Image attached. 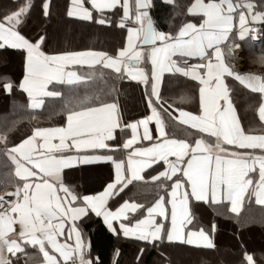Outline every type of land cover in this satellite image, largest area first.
<instances>
[{"label":"snow or ice","instance_id":"6c2138e0","mask_svg":"<svg viewBox=\"0 0 264 264\" xmlns=\"http://www.w3.org/2000/svg\"><path fill=\"white\" fill-rule=\"evenodd\" d=\"M52 4L40 0L39 19L51 18ZM32 12L33 0L0 7V49L22 60L19 77L0 73V94L22 93L26 102L13 107L30 121L60 101L62 122L32 124L19 135L25 117L5 114L0 123V186L9 189L0 193V264H21L29 249L35 264H102L82 229L93 216L117 240L140 243L135 264H146L151 250V264H175L169 248L218 253L217 217L230 222L238 242L237 258L220 264H264V250L257 259L242 239L253 227L264 231V73L232 62L245 46L264 42V0H65L67 18L122 32L111 52L45 50L47 31H22ZM252 63L264 65V50ZM98 70L100 79L109 70L112 87L80 96ZM165 74L194 82L193 95L180 100L198 98V108L164 99ZM117 81L143 89L139 118L122 109ZM237 85L252 101L243 113ZM100 163L111 165L101 190L85 194L66 182L80 166ZM145 170L155 171L153 201L122 198L129 186L139 192L148 184ZM119 255L117 248L110 264Z\"/></svg>","mask_w":264,"mask_h":264},{"label":"trees","instance_id":"16d2710c","mask_svg":"<svg viewBox=\"0 0 264 264\" xmlns=\"http://www.w3.org/2000/svg\"><path fill=\"white\" fill-rule=\"evenodd\" d=\"M183 2V0H181ZM11 0H0V7L8 6ZM40 0H33V12L29 18L28 24L23 27L24 34L31 36L37 32L47 31L49 39L44 45L45 50H84L92 48L95 50H108L112 51L116 46H119L122 39V32L114 27L99 26L89 22H77L64 15L65 0H53L52 4V16L49 20H42L38 18L37 8ZM15 6V5H13ZM179 23V20H176ZM65 25L67 32L63 34L60 32L59 27ZM163 26V25H162ZM165 30H167L166 26ZM255 53L260 54L261 50H264V42L256 43L254 47ZM16 58V65H13L12 57ZM21 57L14 50H2L0 49V73H7L11 76L19 77L22 74ZM106 75L104 79L99 78V70L97 71L96 78L88 85L81 86L79 88V95H90L96 92L107 91L112 87V81L108 78L107 70H104ZM117 88L120 90V104L127 116L131 118H139L140 114L145 113L144 105L141 103L142 88L137 89L134 83L127 81H117ZM170 96V95H169ZM190 96V95H189ZM242 95H239L241 98ZM171 98V96H170ZM13 102L16 105H21L26 102V98L22 93L14 92L12 96H5L0 94V123H3L5 114L7 119H16L19 116L25 117L19 126L20 133L26 132L32 124H39L40 126H51L62 122V117L55 115L61 108V102L55 103L48 102L45 104L42 110H36L31 113L36 116L35 121H30L26 118L25 112L19 107H13ZM175 106H185V103H175ZM189 108V107H188ZM170 132L176 131L178 135H185L178 129L170 127ZM191 131V130H189ZM102 170V175L98 176L97 171ZM111 165L109 163H101L96 165L80 166L71 176H66V182H70L75 185L76 189L82 193H90L99 191L102 186L107 183L110 178ZM148 170L143 175L145 180L151 176ZM3 180V176L0 175V181ZM135 184V182H134ZM7 188L6 186H0V190ZM156 189L153 182L148 181L147 185L137 192L136 187L129 186V188L123 193V197H132L139 202L153 201ZM211 211V210H209ZM255 216L260 215V209L253 207L248 210ZM217 223L219 225V231L216 235V243L220 248L218 253H207L201 249L189 248L186 246L179 248H169L168 251L172 254V259L175 264H204L205 261L211 259L214 264H220L221 260L232 261L237 258L238 242L233 239L230 222L223 218L217 217ZM82 229L86 233L91 243V251L93 257L97 254L102 261V264H110L115 249L120 250L119 264H135L134 254L140 245L139 242L132 241L121 237L116 239L111 233H109L102 221L96 217H92L91 220L82 224ZM243 242L247 245L249 251L255 250L257 259H259L264 250V231L259 227H253L250 230H246L242 233ZM155 256V250H151L145 256L146 264H151L153 257ZM232 256V257H231ZM28 259V257H21V264H25V260H28V264H32L36 261L35 258Z\"/></svg>","mask_w":264,"mask_h":264},{"label":"crops","instance_id":"0c3cea01","mask_svg":"<svg viewBox=\"0 0 264 264\" xmlns=\"http://www.w3.org/2000/svg\"><path fill=\"white\" fill-rule=\"evenodd\" d=\"M256 55H259V54L255 53L254 49H251V48L245 46L242 49V58H243L242 67L240 69H238L236 67V65H235V67L238 70H240L241 72L252 71V72H256V73H264V65L252 63V60L254 59V57ZM192 62L195 63L198 61L193 60ZM232 62L234 63L233 57H232ZM21 65H22V62H21ZM75 67L76 66H74V68ZM84 71H88V70L84 69ZM193 84H194V82L186 81L184 78H171L168 76V74H165V76L163 78L162 95L168 103H172L173 100L175 101V103H177V101L181 102V100H180L181 96L193 95V93L195 92V89L193 88ZM236 87H237V91H238L239 95H242V96H241V98H239V95H238L235 99L237 101V104L240 108L241 113H243V112L247 111L248 105L252 101L249 99V96L246 94L245 90H242V88L238 85ZM169 95L171 96V98ZM183 107H185L186 110H193L194 108H198V98L195 102H192L191 104H185V106H183ZM151 127L154 129V125H151ZM148 171H149L148 174H150L153 170H148ZM102 172H103L102 170H100V171L98 170L96 174L98 176H101ZM153 174H155V171L151 175H153ZM110 175H111V171H110ZM86 238L88 239L87 235H86ZM28 251H29L30 259L33 260L32 258H35L37 260V256L32 254L34 250L29 249ZM28 259H29V257H28ZM32 264H35V262Z\"/></svg>","mask_w":264,"mask_h":264},{"label":"built area","instance_id":"2783aa9c","mask_svg":"<svg viewBox=\"0 0 264 264\" xmlns=\"http://www.w3.org/2000/svg\"><path fill=\"white\" fill-rule=\"evenodd\" d=\"M242 50L239 51L236 55L233 56V61H234V64L236 65V67L238 69H240L242 67ZM9 189H3L0 191V193H3V192H6L8 191Z\"/></svg>","mask_w":264,"mask_h":264},{"label":"rangeland","instance_id":"374dc122","mask_svg":"<svg viewBox=\"0 0 264 264\" xmlns=\"http://www.w3.org/2000/svg\"><path fill=\"white\" fill-rule=\"evenodd\" d=\"M59 29H60V32H61V33L66 34L67 29H66L65 25L60 26ZM12 62H14L13 65H16V58H15V56L12 57ZM5 189H8V188H5ZM0 191H1V190H0ZM231 257H232V256H231Z\"/></svg>","mask_w":264,"mask_h":264}]
</instances>
